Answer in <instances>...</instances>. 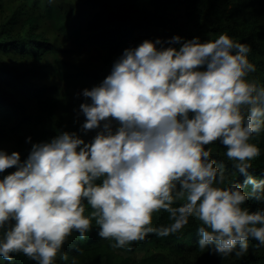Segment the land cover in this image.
I'll list each match as a JSON object with an SVG mask.
<instances>
[{
	"label": "clouds",
	"instance_id": "obj_1",
	"mask_svg": "<svg viewBox=\"0 0 264 264\" xmlns=\"http://www.w3.org/2000/svg\"><path fill=\"white\" fill-rule=\"evenodd\" d=\"M250 51L226 34L206 42L145 39L80 93L82 131L98 129L90 142L62 131L32 144L23 162L0 149V173L16 169L0 178V257L11 264L22 253L35 264H55L58 254L69 258L61 251L68 237L87 239L93 221L101 239L125 248L149 234L180 232L193 216L202 224L201 250L243 257L250 240L264 246V207H243L249 199L264 204V178L249 173L261 154L249 141L264 131V86L247 79L256 71ZM217 141L237 161L243 185L217 186L225 182L224 165L206 150ZM161 210L172 222L152 227Z\"/></svg>",
	"mask_w": 264,
	"mask_h": 264
},
{
	"label": "trees",
	"instance_id": "obj_2",
	"mask_svg": "<svg viewBox=\"0 0 264 264\" xmlns=\"http://www.w3.org/2000/svg\"><path fill=\"white\" fill-rule=\"evenodd\" d=\"M9 1L0 0V10H7L0 23V140L12 138L20 146L31 149L32 144L49 142L62 131L76 132L82 139L81 120L71 111L76 93L68 87L59 91L56 85L46 83L47 78L52 76L51 72L58 73L62 69L61 64L55 70L52 69L49 59L60 49L54 39L48 37V30L55 28L62 35H79L82 26L80 21L72 19L66 11L56 13L47 0H13L17 4L12 6L8 5ZM139 2L149 8L147 11L151 18V25L143 39L132 28V13L129 12ZM181 5L190 12H201L205 16L217 18L220 23L214 28V35H199L180 25L170 13ZM221 34L250 47L247 59L255 65L256 71L250 73L247 79H254L264 86V0H102V8L89 21L84 38L103 53L104 72L101 75L92 74L101 83L110 74L114 62L124 49L135 48L145 39H160L164 42L173 36H180L184 40L199 37L200 42H206L210 39L214 41ZM163 46L178 48L180 45L165 43ZM79 74L76 79L81 77ZM249 142L256 144L261 153L250 161L252 168L249 173L256 179L264 178V131L258 136L254 135ZM209 149L210 159L216 162V166L224 165L225 182L217 186L224 188L234 182L243 185L245 177L233 167L237 161L227 158V149L219 141L207 145L206 150ZM29 152L23 151L21 162L27 159ZM15 170L9 168L0 174L8 175ZM243 190L250 191V186ZM181 203L183 201L173 207ZM243 207L255 211L264 207V204L249 199ZM89 211L86 206L85 215ZM171 222L169 214L161 210L153 213L151 226H167ZM92 224L87 239H79L77 232L68 237L61 251L67 253L69 258L67 261L61 260L58 254L55 264H72L73 259L75 264H132L131 253L147 251V248L153 250L148 256L150 264H176V255L188 264L190 262L186 259L190 255L197 259L195 264H264V250L256 249L243 257L235 254L220 257L209 250L199 249L198 241L193 239L202 224L194 216L189 218L188 224L180 232L168 236L149 234L143 241L134 242L125 248H113L111 245L115 241L101 239L95 221ZM124 250L130 253H121ZM0 264L10 262L0 257ZM11 264L35 262L17 253L13 254Z\"/></svg>",
	"mask_w": 264,
	"mask_h": 264
},
{
	"label": "rangeland",
	"instance_id": "obj_3",
	"mask_svg": "<svg viewBox=\"0 0 264 264\" xmlns=\"http://www.w3.org/2000/svg\"><path fill=\"white\" fill-rule=\"evenodd\" d=\"M47 1L49 2V0ZM15 3L17 4V2ZM15 3H13V0H10L8 5H16ZM50 6L57 11L56 13L62 14L66 11V14H69L72 19L80 21L82 25L79 29V35H62L57 33L54 30L55 28H52L50 31L48 30V37L54 39L55 45L60 49L51 56V59H49L52 62V69L55 70L59 64H61L62 69L60 68L58 73L51 72L50 75H52V78H47L46 83L47 85H56V87L59 88V91H63L68 87L76 93V95L73 96L74 106H72L71 111L75 113V115L81 120V124H83L85 118L82 113H79V105L85 102V99L80 95V93L85 88L91 89L93 86L100 84V80L94 78L92 74L101 75L105 69L102 65L103 53L96 48L93 43L86 41L84 38L87 33L89 21L96 17L102 8V0H52ZM147 9L149 8L141 2L136 4L135 9H129V12L131 11L132 13V28L141 39H143L145 31L151 25V18ZM6 13V8H4L3 11L0 10V23L4 20ZM170 15L174 16L177 22L183 27L198 33L199 35L203 34L207 37H212L214 35V28L218 23H220V21L213 16L208 17L201 12H190L186 6L182 5L171 11ZM144 16L146 17L145 20ZM79 72V76L81 75V77L76 79L75 77ZM66 73H68L69 76H67ZM115 126V122H113V127L115 128ZM97 131L98 129L88 131L87 133L82 132V139L86 143L90 142L96 135ZM0 149H3L8 154L16 151L20 154V156L23 151L31 150L26 146H20L12 138L8 140H0ZM4 175L7 174H0V178ZM198 240L199 236L196 234L193 241ZM256 245L257 242L255 240H250L248 252H254L256 249L264 250V246ZM152 252V249L149 250V248H147V251L140 250L131 253L133 260L132 264H150L148 262V256ZM121 253L128 254L130 252L124 250L121 251ZM175 258L177 259L176 264H188L178 257V255H176ZM216 258L219 259V256H216ZM196 260L197 259H195L192 255L188 256L186 259V261H189L190 264H195L197 262ZM213 260L215 261L214 258Z\"/></svg>",
	"mask_w": 264,
	"mask_h": 264
}]
</instances>
